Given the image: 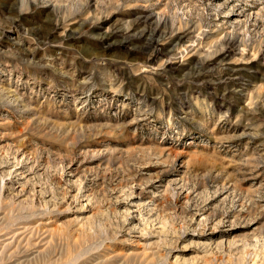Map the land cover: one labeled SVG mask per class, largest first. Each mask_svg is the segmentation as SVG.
<instances>
[{"label": "rangeland", "instance_id": "1", "mask_svg": "<svg viewBox=\"0 0 264 264\" xmlns=\"http://www.w3.org/2000/svg\"><path fill=\"white\" fill-rule=\"evenodd\" d=\"M0 264H264V0H0Z\"/></svg>", "mask_w": 264, "mask_h": 264}]
</instances>
